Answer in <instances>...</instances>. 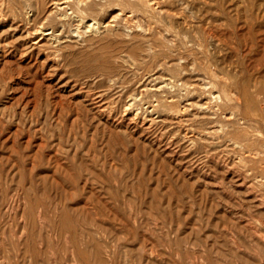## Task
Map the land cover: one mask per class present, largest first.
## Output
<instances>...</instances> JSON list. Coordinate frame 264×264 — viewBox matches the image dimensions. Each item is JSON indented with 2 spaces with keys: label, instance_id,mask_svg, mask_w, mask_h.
Segmentation results:
<instances>
[{
  "label": "rangeland",
  "instance_id": "obj_1",
  "mask_svg": "<svg viewBox=\"0 0 264 264\" xmlns=\"http://www.w3.org/2000/svg\"><path fill=\"white\" fill-rule=\"evenodd\" d=\"M0 264H264V0H0Z\"/></svg>",
  "mask_w": 264,
  "mask_h": 264
},
{
  "label": "bare ground",
  "instance_id": "obj_2",
  "mask_svg": "<svg viewBox=\"0 0 264 264\" xmlns=\"http://www.w3.org/2000/svg\"><path fill=\"white\" fill-rule=\"evenodd\" d=\"M67 7H68V6H67ZM120 13H121V12H120ZM79 20H80V19H79ZM77 22H78V20H77ZM84 22H85V21H84ZM79 23H80V21H79ZM75 25H76V24H75ZM82 26H86L87 28H90V27H92V23H89V22H88L86 25L84 24V25H82ZM92 28H94V27H92ZM74 29H76L75 31H76L77 33H80L78 27H77V28H74ZM84 29H85V28H84ZM35 31H36V30H35ZM35 31H34V32H35ZM71 32H72V31H71ZM76 32H75V33H76ZM48 33H49V32H47V33L45 32V35L48 34ZM50 33H51V32H50ZM75 33H74V34H75ZM77 33H76V34H77ZM42 34H44V33H42ZM50 35H51V34H50ZM50 35H49V36H50ZM77 35H78V34H77ZM154 103H155V102H154ZM152 109H153V108H152Z\"/></svg>",
  "mask_w": 264,
  "mask_h": 264
}]
</instances>
